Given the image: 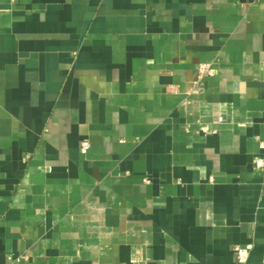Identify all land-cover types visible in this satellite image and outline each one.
I'll list each match as a JSON object with an SVG mask.
<instances>
[{
    "label": "crops",
    "instance_id": "crops-1",
    "mask_svg": "<svg viewBox=\"0 0 264 264\" xmlns=\"http://www.w3.org/2000/svg\"><path fill=\"white\" fill-rule=\"evenodd\" d=\"M258 158L264 0H0V264H264Z\"/></svg>",
    "mask_w": 264,
    "mask_h": 264
},
{
    "label": "built area",
    "instance_id": "built-area-1",
    "mask_svg": "<svg viewBox=\"0 0 264 264\" xmlns=\"http://www.w3.org/2000/svg\"><path fill=\"white\" fill-rule=\"evenodd\" d=\"M212 72L213 71L206 66L201 68V73H203V74H210L211 75ZM202 130L204 132H207L208 128L204 127ZM90 148H91V145L88 141H83L80 145V151L82 154H87L88 151L90 150ZM254 166L258 171H261L264 173V159H262V158L256 159ZM251 249H252L251 246L235 247L234 251L236 254L238 264H246L247 263Z\"/></svg>",
    "mask_w": 264,
    "mask_h": 264
}]
</instances>
